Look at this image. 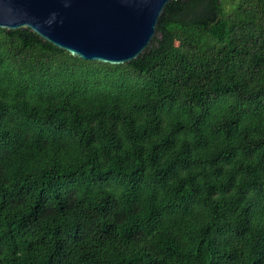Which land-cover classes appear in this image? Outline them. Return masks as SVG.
Returning <instances> with one entry per match:
<instances>
[{"label": "trees", "instance_id": "1", "mask_svg": "<svg viewBox=\"0 0 264 264\" xmlns=\"http://www.w3.org/2000/svg\"><path fill=\"white\" fill-rule=\"evenodd\" d=\"M0 264H264V0L119 65L0 28Z\"/></svg>", "mask_w": 264, "mask_h": 264}, {"label": "water", "instance_id": "2", "mask_svg": "<svg viewBox=\"0 0 264 264\" xmlns=\"http://www.w3.org/2000/svg\"><path fill=\"white\" fill-rule=\"evenodd\" d=\"M173 0H0V28L30 29L84 60L138 59Z\"/></svg>", "mask_w": 264, "mask_h": 264}]
</instances>
